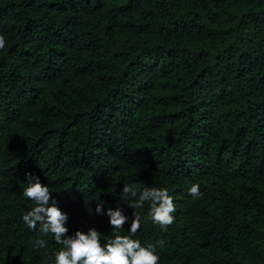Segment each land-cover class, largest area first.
<instances>
[{
    "label": "trees",
    "instance_id": "16d2710c",
    "mask_svg": "<svg viewBox=\"0 0 264 264\" xmlns=\"http://www.w3.org/2000/svg\"><path fill=\"white\" fill-rule=\"evenodd\" d=\"M0 35V264L62 247L22 220L26 174L68 236L103 244L119 208L159 264H264V0H0ZM126 184L167 188L174 222Z\"/></svg>",
    "mask_w": 264,
    "mask_h": 264
},
{
    "label": "clouds",
    "instance_id": "9594fccd",
    "mask_svg": "<svg viewBox=\"0 0 264 264\" xmlns=\"http://www.w3.org/2000/svg\"><path fill=\"white\" fill-rule=\"evenodd\" d=\"M4 47L5 37L0 35V49ZM26 176L29 182L23 190V195L34 202V207L23 215L22 220L28 229L39 231L44 236L51 234L55 243L62 245L54 254L53 264H159L156 245L142 246L138 239L132 238L141 225V216L138 212L134 213L128 230L129 235H121L119 230L123 229L128 218L119 208L115 210L108 208L106 214L114 233L103 244L101 233L95 228H89L86 233L77 230L68 236V229L65 227L68 216L56 206L49 188L38 178L30 174ZM121 192L125 197L133 198L130 207L134 210L143 208L147 202L149 204L147 215L153 224L166 228L174 222L173 213L176 212V206L167 188L144 186L138 191L135 185L126 184L123 185ZM188 192L194 198L202 195L198 184H193ZM95 211L101 213V203L96 204ZM157 244L162 245L163 241H158ZM32 245L40 250L46 247V242L37 239L32 241Z\"/></svg>",
    "mask_w": 264,
    "mask_h": 264
}]
</instances>
